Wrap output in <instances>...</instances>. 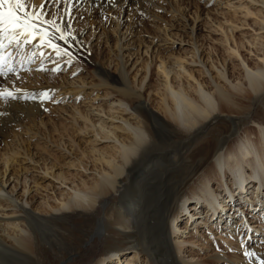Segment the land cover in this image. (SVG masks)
I'll return each mask as SVG.
<instances>
[{"label": "bare ground", "instance_id": "1", "mask_svg": "<svg viewBox=\"0 0 264 264\" xmlns=\"http://www.w3.org/2000/svg\"><path fill=\"white\" fill-rule=\"evenodd\" d=\"M72 1L89 5L98 15L114 6L141 7L142 0ZM251 1L260 3V61L251 62L232 49L241 57V75L233 71L236 55L230 58L232 66L223 59L221 70L212 57L207 63L196 60L194 50L190 59L165 57L156 50L150 61L157 80L152 82L150 68L149 79L143 86V73L136 90L118 54L125 38L118 19L112 27L119 51L117 75L108 70L111 62L104 66L92 60L95 87L109 96L101 103L82 109L63 105L62 99L46 115L41 83L12 87V71L0 74V91L35 97L0 98V264H65L94 235L102 247L93 264H264V0ZM36 3L26 5L31 10ZM67 13L56 23L86 56ZM214 20L204 22L211 26ZM145 43L147 54L154 44ZM29 45H11L10 55L23 60L35 47ZM185 62H200L210 79L194 77ZM49 85L63 93L69 87ZM84 85L83 80L74 82L72 93ZM142 87L160 114L146 104ZM23 117L27 121L21 124ZM45 118L56 135L44 134ZM38 144L37 154L30 146ZM249 196L251 207L234 219L240 213L235 203L246 204ZM208 238L215 245L219 241L222 251L210 248Z\"/></svg>", "mask_w": 264, "mask_h": 264}, {"label": "rangeland", "instance_id": "2", "mask_svg": "<svg viewBox=\"0 0 264 264\" xmlns=\"http://www.w3.org/2000/svg\"><path fill=\"white\" fill-rule=\"evenodd\" d=\"M34 1L37 2L35 7L38 9L40 5L43 4L41 15L47 20L55 19V22H57L58 19L65 14V11L68 10L66 20H68L67 22L70 28H72L76 35H79L80 40L83 41L87 48V54L85 56L82 54V50L79 47L77 48L73 42L71 44V41L68 40L66 44L64 40L59 39V35H56L57 38L54 43H56L61 50L67 49L72 53L70 62L69 57L63 54L59 56L56 55L55 51L50 47L44 46L41 48L39 45L37 46L40 41L32 42L35 44V47L31 48L32 55H26L23 60L21 57L18 59L15 54H8L5 56V59H9L10 62L12 61L13 66L11 78L14 80H12L13 83L10 86L13 85L12 87H16L18 86L17 84H21L22 82L24 83L21 85H28L31 82L41 83L39 86L41 88L40 91L47 93V98L45 100L48 107L50 108L51 106L50 109L47 108L44 110L45 112L43 111L46 115L51 114V109H54L56 105H60L62 99H65L62 103L63 105H80L82 109H84L85 106L88 108V104L93 101L94 103H101L109 97H103L104 88L95 87L98 80L97 77L93 75V67H91V65L92 60H100L104 66L107 62H111L108 65V70L117 75L119 64L118 66L115 64L117 62L115 54L119 51L118 48L114 46L115 31H112V27L117 19L120 20L117 27L118 31L125 36V38H121L120 44H122L123 48L118 54L121 53L120 55H123L122 61L128 73V79L132 87L136 90H139L137 83H140L143 73H146L142 81V85H145L149 79L151 69L152 72H154L151 77L152 82L155 83L154 81L157 80L155 73L156 66L150 61L153 59L156 50H158L156 53L165 57H169V55L172 57L173 55L180 54L184 56L185 59H190L193 53L192 50H194L196 54V58H194L196 60L200 57L201 61L207 63L208 61L210 62L212 57L214 62L217 60L215 65L217 64V67L221 70L223 67L220 62H222L223 59H225L223 62L224 64L228 63L229 66H232L230 58H233L234 55L237 56L232 49L238 50V53L248 58L251 62L260 61L258 55L260 54V50L257 49L259 48L257 42L260 41L259 35L262 31L258 29L260 25V12H257V9L260 7L259 2H253L251 0H142L141 7L128 4L118 9L114 6L109 9V11H102L97 15L96 11L90 10L89 5L85 3L75 4L72 0L67 5L65 0H59V2H57V0ZM27 2H29V0H25V3ZM172 7L179 8V10L183 12L185 18L181 15H177L176 12H172ZM247 10L256 11V14H245ZM196 14H199L198 19H196ZM205 18L207 20L210 18L215 20L210 26V24L204 22ZM217 20L220 21L224 28H220L216 25L215 21ZM254 20L259 23H255ZM234 24L236 26H234ZM48 27L49 34L51 35L54 29L51 26ZM190 27L193 28L192 33H189ZM225 28H227V30ZM226 35L228 40L224 41ZM150 40L153 41L152 44L158 47L151 45L148 53L145 54L143 52L145 49L144 46L146 45L145 41L148 42ZM126 42L128 44H125ZM33 44H25V46L29 45L31 47ZM195 48L198 50L196 51ZM227 48H231L234 54ZM226 49L228 51H226ZM228 54H230V57ZM207 56L209 59H207ZM239 58L241 59L240 56ZM240 59H238V64L235 62L233 63L235 76L237 74L241 75L240 71L237 70V66L241 67L242 65ZM149 62L150 64H148ZM144 64H146L144 66L146 68L142 66ZM185 66L194 77L198 79H210L209 73L204 70L200 62H185ZM53 68H56V71H53ZM201 69L203 72H201ZM214 71L215 69L211 70L212 77H214ZM49 74L51 77L42 78V76L44 77ZM28 76H31V79L28 78ZM82 80L85 82L83 87L84 90L80 91V94L72 93V90L74 92L72 88L74 82L79 83V81ZM61 82L64 84L63 87L69 86L67 87L68 91L66 90L63 93L62 88V90L58 89L55 91L49 85V83ZM146 92H148V94ZM140 93L146 100L148 96L151 95L150 91H147L144 87L140 88ZM89 100L90 102H88ZM153 101L154 102L149 103L150 101L147 100L146 104L157 113L156 100L153 99ZM255 106L256 104H254V107L251 109L252 113L255 111ZM158 114L160 113L158 112ZM51 117H55L54 114ZM26 121V117L20 119L21 124L26 123ZM54 121L60 120L55 119ZM45 122L46 124L44 127L46 131H44V134L48 136L56 135L57 132L52 130L51 121L45 118ZM40 132L43 131L40 130ZM233 140L234 139H231L229 143ZM30 149L37 153L39 144L38 147L36 145L30 146ZM97 216H100V214L97 213ZM237 217H240V213L238 216L236 215V219H238ZM247 222L249 223L248 220ZM201 227L202 229H206V226L203 224ZM201 227L199 228L201 229ZM222 228H224V226H222ZM262 235L263 236H260L264 237V234ZM208 240L210 248L222 251L219 241H216L215 245L209 238ZM262 245L264 246V239L262 240ZM101 247L99 236L94 235L92 238H89L86 243L82 244L80 250L74 253L65 264H93L96 259L95 256L101 251ZM205 251L206 250L203 252L202 250L200 253H205ZM218 264H224V262Z\"/></svg>", "mask_w": 264, "mask_h": 264}, {"label": "snow or ice", "instance_id": "3", "mask_svg": "<svg viewBox=\"0 0 264 264\" xmlns=\"http://www.w3.org/2000/svg\"><path fill=\"white\" fill-rule=\"evenodd\" d=\"M59 2V0H57ZM66 5L70 3V0H65ZM43 4L39 9L35 6L29 10L25 3V0H0V74L5 72H11L12 67L10 62H7L5 56L10 54L11 45L15 44L17 47H23L25 44H31L34 39L39 37V47H50L56 55L63 54L69 57V62L72 57V53L67 49L61 50L60 47L54 43L56 40V33H59V39L68 43V36L70 33L66 32L59 24L55 22V19L47 20L41 15ZM51 26L54 31L49 34V27ZM70 27V25H69ZM74 39V37H73ZM6 42V43H5ZM7 49V52L5 51ZM56 71V68H53ZM20 91V90H17ZM11 99H25L35 97H17L11 91H0V98ZM47 98V93L42 92L40 99Z\"/></svg>", "mask_w": 264, "mask_h": 264}, {"label": "built area", "instance_id": "4", "mask_svg": "<svg viewBox=\"0 0 264 264\" xmlns=\"http://www.w3.org/2000/svg\"><path fill=\"white\" fill-rule=\"evenodd\" d=\"M236 206H237V208H236L237 210L235 212H239L238 210H241V208H240L241 207V203H237Z\"/></svg>", "mask_w": 264, "mask_h": 264}]
</instances>
